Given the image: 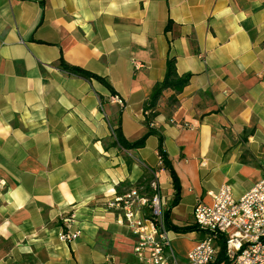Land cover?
<instances>
[{"label":"crops","instance_id":"1","mask_svg":"<svg viewBox=\"0 0 264 264\" xmlns=\"http://www.w3.org/2000/svg\"><path fill=\"white\" fill-rule=\"evenodd\" d=\"M168 58L191 77L162 93L148 128ZM116 128L128 144L149 134L126 149ZM263 179L264 0H0V264H133L135 237L106 203L149 195L154 180L184 264L204 238L195 203L223 184L238 199ZM70 214L80 235L63 244Z\"/></svg>","mask_w":264,"mask_h":264},{"label":"built area","instance_id":"2","mask_svg":"<svg viewBox=\"0 0 264 264\" xmlns=\"http://www.w3.org/2000/svg\"><path fill=\"white\" fill-rule=\"evenodd\" d=\"M133 65L136 69L141 67L136 62ZM110 101L120 103L115 96L110 97ZM208 196L209 203L200 200L193 207V225L204 233V238L187 253L184 264H213L221 244L227 262L224 264H264V179L238 199L232 196L227 184ZM161 202L154 180L149 185V195L134 188L106 203L107 208L122 213L123 221L135 237L133 264H180L173 256L163 224ZM144 210L147 214L142 217ZM61 221L58 241L63 244L75 242L80 231L72 228L74 215Z\"/></svg>","mask_w":264,"mask_h":264},{"label":"trees","instance_id":"3","mask_svg":"<svg viewBox=\"0 0 264 264\" xmlns=\"http://www.w3.org/2000/svg\"><path fill=\"white\" fill-rule=\"evenodd\" d=\"M58 68L60 70H62L63 72H66L70 75H75V76H78V77H81V78H84L87 80L96 79V80H98V81H100L106 85V83L102 79H100L99 77L94 76V75H92V74H90V73H88L82 69L68 66L63 62L62 59L59 60ZM190 77H191L190 74H185V75L179 76L176 72L175 59L174 58H168L167 59L166 66H165L164 78L161 82L157 83L153 87V89L150 93L148 102L146 103V105L143 108V113L147 112V115H145L144 123L148 128H149V124L151 123V121L157 115L156 108L158 106V102H159V99L161 98L162 93L164 91H167V90L174 92V94L181 93L182 90L188 85ZM117 123H118V121H117ZM147 134H149V132ZM147 134L144 137H142L139 141L132 143V144H128L122 138L121 133L119 132L118 128H116L113 131V136H114V140H115L114 142L117 145H119L123 148H126V149L139 148V147L143 146L144 140H145V137L147 136ZM162 144H163L162 137L159 136L158 137V155H159V159L161 161L162 167L164 169H166L170 174V177L172 180V187L174 190V198H173L172 205H175L179 199L178 178L170 166V162L166 157V154L162 148ZM168 214H169L168 212L162 213L163 224H164L166 229H169ZM193 227L196 229V227L194 225H193ZM174 230H177V229H174ZM224 263H227V262L225 261V258H224V246H223V244H221L220 253L216 257L213 264H224Z\"/></svg>","mask_w":264,"mask_h":264}]
</instances>
